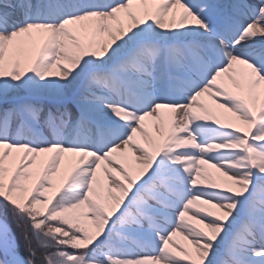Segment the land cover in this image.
<instances>
[{"label":"bare ground","instance_id":"6f19581e","mask_svg":"<svg viewBox=\"0 0 264 264\" xmlns=\"http://www.w3.org/2000/svg\"><path fill=\"white\" fill-rule=\"evenodd\" d=\"M69 1L0 0V100L7 97L22 99L27 94H34L39 99L37 102L41 103L43 98L63 92L70 94V100L81 102L83 105L87 104L98 112L103 110L113 115V112L122 111L123 108L118 107L117 109L115 106L98 102L92 93L88 94V100H82L83 95L75 96L76 89L80 86L97 85L98 83L106 86L105 79L99 76H95L94 79L90 77L94 74L91 73L94 69L99 71L113 64L122 63L132 64L136 69L138 66L130 59L131 54L143 43H155L153 55L158 56L153 58H159L158 53H161L160 58L168 67L165 71L170 77L177 78L180 85L178 88V82H172L170 88L174 91L185 90L186 92L183 93L186 94L183 95L186 101H181L180 105H176L178 102L169 104L162 96V98L155 99L153 92L150 94L147 91V94H144L149 96L148 98L141 94L143 104L153 107V110L140 114L133 123L130 119L122 125L126 129H132L130 137L133 142L139 144L143 142L147 147L144 137L151 134L155 136L156 143H159L161 139L164 149L168 150L170 143L177 138V134L183 133L186 137L190 135L192 143L197 148L190 155H180L177 158L179 162L184 158L185 161L190 159V156L194 155L200 147L202 151L208 152L209 145L213 144L221 150L219 154L225 153V155L217 156L209 153L208 156L215 159L214 164L208 159L198 158V160L213 173H220L219 177L216 176L219 185L228 189L247 188L253 194L264 193L259 192V189H264V127L262 131L260 130L261 132L255 130L264 122V58H259L264 55V3L261 0H249L254 10H257L254 13V26L244 29V26L236 22L233 28L224 31L223 37L228 41H223L224 38L222 39L220 33L211 35L206 29H199L198 23L199 20H203L204 13L201 8L199 10L198 6L192 5L190 8L187 5L189 0L181 2L170 0L102 2L96 0L99 3L94 0H82L80 3V0H76L80 3L79 5H82L79 12L83 13L69 17L65 21L56 22L58 21L57 16L69 12ZM6 6H10L11 10L6 9ZM105 6L111 7L107 10L104 9ZM30 9L32 14L28 15ZM58 9L61 11L58 12ZM239 12L240 15L250 16L240 8ZM6 25H14L16 29L6 32L4 30ZM204 27L207 28V25ZM160 40L165 42L161 48L157 43ZM183 46L188 47L189 55H195L196 62H200V69L195 71L206 74L205 80H201L200 84L188 82L184 78L197 65L183 63L186 56ZM43 50L51 54L47 63L41 61ZM84 56L86 59L83 58ZM150 56L148 54L143 58L148 61ZM74 57H79L81 60L77 61L73 59ZM149 62V69L138 68L143 75V85L151 90L149 82L151 72H157L151 76L155 78V84L161 83L162 74L159 73V67L154 65L153 60ZM181 62L184 66L179 70L178 64ZM187 65L191 69H185ZM43 67H46L45 73H42ZM33 75L38 77L31 79ZM110 82L112 85L107 81L118 92L114 80ZM127 98L131 99V96ZM124 99L123 93L119 91L117 103L125 105L122 102ZM239 102H243L248 109L240 108ZM69 112L72 113V111ZM194 114H200L199 119L200 117L201 119H204L203 117L213 118L215 124L197 120ZM109 116L105 115V117ZM100 118L102 121L105 119L104 116ZM198 121L203 122V126L200 125V132L188 127L190 123L198 126L194 123ZM223 128L242 130L248 137L243 146L246 151L244 161L247 159L252 165V176L234 168L232 164L229 166L226 162L229 155L235 158L234 163H240L242 160L233 155V152L230 153L237 149L238 145L236 141L225 140L227 137L223 133ZM169 131L174 133L172 138L168 135ZM193 134L205 136V140L200 142ZM0 138V165L3 163L11 165L15 161L18 168L25 166L26 160L31 159L32 147L9 143L7 139L10 138V134L8 136L0 134ZM24 138L23 140L29 141L28 136ZM169 138L171 140H168ZM110 139H102L101 142L109 144ZM41 142L39 152L36 151L38 157L30 160L33 161L31 166L38 172L45 161L48 163L47 172L58 178L65 171H76L85 175L89 171L91 179L93 177L94 180L96 179V187L88 185L87 191L79 198V201L67 208L65 212L70 220L80 219L93 224V220L85 216L86 206L96 195V189L106 187L112 178L122 179L121 165L96 157V148L90 152V147L70 150L71 152L67 154L63 152L61 159L52 162L55 154L62 152V148L54 144L55 141L52 138L43 139ZM84 144L88 146L86 143L82 145ZM254 144L260 150H254L252 146ZM115 148L121 152L111 150L109 153L122 165L125 164L126 154L132 155L140 151L135 143L129 142L119 143ZM122 155L123 159L120 157ZM89 158L93 160L86 166L85 163ZM97 162L100 163L95 167ZM138 172L137 182L148 176L140 166H138ZM199 177L202 178L197 173L195 179L198 180ZM175 185L176 187L183 186L182 183H175ZM114 186L109 189L114 192V195L108 201L114 207L117 206L118 210L128 207L136 187L127 182L123 183V181L121 186L117 188ZM157 194L162 198L165 197L160 190H157ZM160 197H155L154 200L160 202ZM0 198L11 203H20L24 200V197L10 196L5 188H0ZM175 207H182V202L177 201L174 204ZM232 207L234 208L224 214L230 219L231 226L233 223L244 220L247 216L245 213L248 212V210L237 207L236 204H232ZM245 207L249 209L248 205ZM177 216L175 215L174 220H177ZM145 225L148 226V223ZM231 226H223L219 235H212V240L219 239V242H222L229 234ZM260 238L259 230L254 228L253 233L244 238L241 258L232 259L234 264H246L244 258L253 263L254 258L264 257L263 252L256 250ZM0 244L3 250L13 258L14 264H29L28 261L13 255L12 243L7 236L5 223L1 220ZM233 262L230 263L233 264Z\"/></svg>","mask_w":264,"mask_h":264},{"label":"rangeland","instance_id":"374dc122","mask_svg":"<svg viewBox=\"0 0 264 264\" xmlns=\"http://www.w3.org/2000/svg\"><path fill=\"white\" fill-rule=\"evenodd\" d=\"M70 1L68 2L69 12L57 16L58 21L56 22L65 21L69 17L81 14L78 11H72L73 4L75 5L77 2L71 4ZM189 1L192 2V0ZM261 1L264 3V0ZM175 2L179 1L176 0ZM222 2L223 0H195V2H192L193 5L199 7V10L201 8L205 14L204 19L199 20V29H206L204 26L207 23L216 22L217 26H223L224 20L221 16H224V11L218 7ZM238 5L239 2H235L231 6L232 10H236V14H238ZM110 7L105 6L104 9L109 10ZM252 7L254 11V6L252 5ZM9 8L10 6H6V9ZM57 11L60 12L61 10L58 9ZM72 12L75 13L72 14ZM31 14L32 10L30 9L28 15ZM53 14L54 12H52V16H54ZM38 15H41V13H38ZM254 22L244 20V23H248L244 29L249 28L251 25L249 23ZM15 29L14 25H6L4 30L10 32ZM157 43L161 48L165 42L160 40ZM154 48L155 43L146 42L141 44L130 56V59L144 70L149 69V60H153L154 65L159 67V73L162 74L161 83H154L156 80L151 76L157 72L152 71L149 76L151 90L143 85L141 71L135 69L132 64L126 63L113 64L111 67L99 71L94 69L91 72L94 73L90 76L92 79L99 76L105 79L106 86L98 83L97 85L80 86L76 89L75 96L77 94L83 95L82 100H88V94L92 93L96 96L98 102L115 106L117 109L118 107L123 108L122 111L113 112V115L107 114L103 110L98 112L94 107L70 100V94L63 92H58L49 97L45 96L46 98H43L41 103L37 102L39 99L34 94H27L22 99L7 97L0 100V134H6V136L10 134V138L7 139L9 143L32 147L30 160L38 157L37 152L41 148V140L52 138L55 141L53 143L62 148V152H57L52 162L61 159L63 152L67 154L71 152L70 150L88 149V147H90V152H93L96 148V157L120 164L122 174L121 180L112 178L106 187L96 189L98 194L96 193L90 204L86 206L85 216L93 220V224H88L80 219H68L65 212L67 208L72 207L73 204L79 201V198L87 191L88 185L96 187V179L94 180L93 175L91 179L89 171L86 172V175L76 171H65L58 178L47 172L48 163L45 161L40 166V172L31 166L33 161L30 160H26V165L22 168H18L15 161L11 165L7 163L0 165V188H5L10 196L24 197V200L20 203H11L0 198V219L5 222L7 236L12 243V251L20 252L21 247L17 239L19 231L15 229L16 220L18 219L17 216L14 219L15 214L22 213L30 208L44 215L47 220H51L50 208L55 201V197L60 194L67 204L53 214H58L59 219L64 222L65 226H78L83 230V233L71 236L72 250H66V247L62 250L53 249L50 244L46 243L44 246L40 244L45 248L41 251L43 258H39L37 254H28L25 251L24 256L29 260L31 259L33 264H46L45 260L48 254L51 253L49 251L52 250L54 251L49 259L52 258L51 261H56L57 264H231L232 259L241 258L244 238L253 233L254 228L259 230L261 237L256 250L264 253V241H262L264 240V193L253 194L247 188H225L217 182L216 176L219 177L220 173H213L212 170L205 168L198 160V158H204L214 164L215 159H211L210 155L222 156L225 153L219 154L221 150L210 144L208 152L202 151L200 147L194 155L190 156V159L185 161L184 158L179 162L177 158L180 155H190L197 148L192 143L193 140L190 139V135L186 137L183 133L177 134V138L170 143V149L165 150L162 140L159 139V143H156L155 136L151 134L144 137L147 147L143 142L140 144L133 142L130 137L133 132L132 129L129 130L122 126L127 120L132 119L133 123L140 114L153 110V107L143 104V97L140 96L141 94H147V91L150 94L153 92L155 99L162 96L169 104H172L173 95L166 91L165 83L167 79L162 73L164 71L163 62L160 58L161 53H158L159 58H153L158 56L153 55ZM42 54L41 61L47 63L51 54L44 50ZM148 54L151 56L147 61L143 57H147ZM185 57L183 62L187 63ZM259 58H264V55L259 56ZM73 59L81 60L79 57ZM178 66L181 70L182 62ZM45 70L46 67H43L42 73H45ZM205 75L200 74L198 78L194 76L191 82L200 84L201 80H205ZM37 77V75H33L31 79ZM112 79L118 87V92L113 86H110L112 85L110 82ZM123 79L131 88L130 91L125 90L123 87L121 83ZM170 81L176 80L172 78ZM119 91L128 93L125 99L122 100L125 105L116 101ZM183 94L186 93L182 92L181 101H186ZM127 96H131V99ZM144 97L147 96L144 95ZM5 104L9 105L7 112H5L7 109ZM180 104L178 102L176 105ZM239 107L248 109L243 102H239ZM69 111H72V113L70 114ZM105 115L110 116L105 117ZM198 115L200 114L196 115L197 120L215 124L213 118L203 117L204 119H201L200 117L199 119ZM102 116L105 118L103 121L100 118ZM49 118L55 123L54 126L48 124ZM194 123L198 126L190 123L188 127L200 132V125L203 126V122ZM263 127L264 122L255 130L261 132ZM223 133L227 137L225 140L237 142L238 148L230 153L233 152V155L242 160L240 163H234L235 158L229 155L231 158L228 156L226 162L229 166L232 164L234 168L244 171L248 176H252V165L248 163L247 159L244 161L246 151L243 146L246 144L248 137L242 130L232 128H223ZM173 134L172 131H169L168 135L172 138ZM100 135H102L103 140L111 138L110 143H101ZM26 136H28L29 141L23 140ZM193 136L199 139L200 142L205 140V136L198 134H193ZM2 138L4 139V137ZM171 138L168 140H171ZM122 142L135 143V146L140 150L132 155L126 154L124 165L109 153L111 150L121 152L115 146ZM83 143L88 144V146L82 145ZM252 146L254 150H260L255 144ZM209 153L211 154L208 156ZM120 157L123 159V155ZM91 160L93 159L89 158L85 165L88 166ZM99 163L97 162L95 167ZM138 166L143 168L148 176L142 178V180L139 179L137 182ZM197 173L202 178L195 179ZM122 181L136 188L128 207L118 210L117 206L114 207L108 201L114 195V192L109 189H112L113 185H115V188L121 186ZM13 182L16 186L15 189L11 190L10 187ZM175 183H182L183 186L176 187ZM157 190L162 191L164 195L171 196L172 204L177 203V201L182 202V207L173 208L171 206L168 216L163 220L158 217V207L161 205L154 200L155 197H158ZM261 190L264 189H259V192H264ZM109 192H113V194L107 195ZM232 204H236L237 207L248 210V212L245 213L247 219L245 218L236 224L233 223L231 226L230 219L225 217L224 214L234 208ZM245 205H248L249 209ZM175 215H178L177 220H174ZM146 223H148V226L145 225ZM226 225L231 226V229L223 241L219 242V239L212 240V235H219L222 227ZM144 227L146 228L144 229ZM168 232L170 233L167 234ZM45 233L49 234V232ZM110 233L120 244L113 242L114 239L109 237ZM47 234L44 235V239L48 242ZM34 235V231L32 236L29 234L31 240L34 239ZM104 239L107 240L106 245H108L105 248L98 250L91 247ZM74 251H76V254ZM243 260L246 261L244 262L246 264H264V257L262 256L254 258L253 263L245 258ZM0 264H14L11 256L1 246Z\"/></svg>","mask_w":264,"mask_h":264},{"label":"trees","instance_id":"16d2710c","mask_svg":"<svg viewBox=\"0 0 264 264\" xmlns=\"http://www.w3.org/2000/svg\"><path fill=\"white\" fill-rule=\"evenodd\" d=\"M15 186L16 184L13 182L10 187L11 190L15 189ZM52 204L53 205L49 211V213L52 214L51 220H47L44 215H41L36 210H32L30 208L26 209L22 213L15 214L14 219H16V216L18 217L15 229L19 231L17 239L19 246H21V254L24 255L28 252V254H37L39 258H43L41 251L45 250V248L40 244L44 246L46 243L50 244V247L53 249L62 250L66 247V250H72L71 236L83 232V230L78 226H65L64 222L59 219L58 214H53L66 205V202L63 200V197L61 198L60 194L55 197V201ZM33 231L35 235L34 239L31 240L29 234L32 236ZM45 232H49V234ZM45 234H47L46 237L48 238V242L44 239ZM112 235L113 234L110 233L109 237ZM113 242L115 243V240ZM106 243L107 240L104 239L98 244L92 245V247L95 249L105 248ZM53 251L54 250L49 252L53 253ZM51 253L48 254V257L46 256L48 259L49 257H52ZM51 259L49 260L51 261ZM50 264H57V262L52 260Z\"/></svg>","mask_w":264,"mask_h":264},{"label":"water","instance_id":"95a60500","mask_svg":"<svg viewBox=\"0 0 264 264\" xmlns=\"http://www.w3.org/2000/svg\"><path fill=\"white\" fill-rule=\"evenodd\" d=\"M19 256V255H18ZM19 257H21V256H19Z\"/></svg>","mask_w":264,"mask_h":264}]
</instances>
